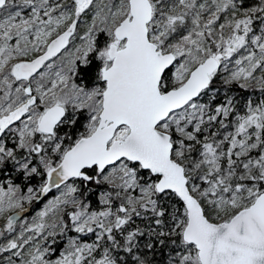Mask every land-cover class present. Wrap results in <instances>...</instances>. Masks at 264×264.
<instances>
[{
    "label": "snow or ice",
    "instance_id": "1",
    "mask_svg": "<svg viewBox=\"0 0 264 264\" xmlns=\"http://www.w3.org/2000/svg\"><path fill=\"white\" fill-rule=\"evenodd\" d=\"M0 264H264V0H0Z\"/></svg>",
    "mask_w": 264,
    "mask_h": 264
},
{
    "label": "trees",
    "instance_id": "2",
    "mask_svg": "<svg viewBox=\"0 0 264 264\" xmlns=\"http://www.w3.org/2000/svg\"><path fill=\"white\" fill-rule=\"evenodd\" d=\"M250 93H251V98H253V99H257V98H259V90H258V88H253V89H250V90H248V91H241V90H239V89L237 88V86L234 85V86H233V91H232L231 94H232V95L240 96V97L242 98V97H245V96H249ZM52 195H53V194H49L48 197L44 198V199H43L42 201H40L39 203H35V204L31 207V209H30V211H29L28 214L31 215V214L35 213L36 211L40 210V208H42V204H43V202H44L47 198L51 197ZM92 200H93V207H96L95 197H92ZM69 235H72V233H69ZM155 259H156L157 262H159V261H161V260L163 259V257L157 255V256L155 257Z\"/></svg>",
    "mask_w": 264,
    "mask_h": 264
},
{
    "label": "rangeland",
    "instance_id": "3",
    "mask_svg": "<svg viewBox=\"0 0 264 264\" xmlns=\"http://www.w3.org/2000/svg\"><path fill=\"white\" fill-rule=\"evenodd\" d=\"M51 198H52V196L49 197V198H47V199L43 202L42 207H43V205L47 202V200H48V199H51ZM41 209H42V208H40V210H41ZM38 211H39V210H38ZM38 211H36V212H38ZM36 212H35V213H36ZM28 213H29V212H28ZM35 213H33V214H31V215H30V214H27L26 219H29V220H30L33 216H35Z\"/></svg>",
    "mask_w": 264,
    "mask_h": 264
}]
</instances>
